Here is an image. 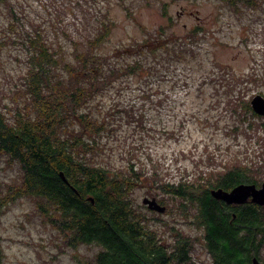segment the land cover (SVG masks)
<instances>
[{"label":"trees","instance_id":"trees-1","mask_svg":"<svg viewBox=\"0 0 264 264\" xmlns=\"http://www.w3.org/2000/svg\"><path fill=\"white\" fill-rule=\"evenodd\" d=\"M222 1L235 12L243 10L238 6L240 0ZM245 1L264 9V0ZM10 10L16 24L21 17L12 7ZM83 16L85 25L89 16L95 18L94 32L76 27L78 35H74L68 27L60 26V13L52 22L53 37L43 23L29 18V28L22 21L15 29V37L26 51L28 69L21 84L12 88V104L0 103V155L19 167L20 176L0 185V214L20 197L31 200L44 225L57 232L60 247H97L81 264H197L190 234L178 231L169 243L137 205L133 192L145 186L152 197L162 192L163 197L156 198L167 208L164 201L206 226L205 247L211 258L202 264H253L254 257L264 264V206L251 201L230 205L210 192L212 188L230 190L240 183H259L263 170L229 162L220 169L201 171L196 179L182 175L177 181L159 182L156 169L148 175L132 161L141 157L138 147H131L136 152L127 164L113 166L109 162L108 139L112 135L119 138L117 130L125 116L134 122V131L149 130L143 108L121 110L120 101L114 100L104 111L103 97L111 96L114 89L119 95L123 81L134 73L152 74L153 65L147 57L156 56L160 48L176 51L174 43L179 38L163 26L158 34L150 32L142 41L102 54L98 49L107 40L113 22L101 10L85 9ZM204 30L198 25L184 36L195 41ZM127 56L133 59L127 60ZM218 78L226 84L227 93L244 81L233 71ZM143 91L146 94L147 90ZM233 99L227 101L232 108ZM240 103L244 113L233 109L239 117L252 114L263 118L250 100L242 98Z\"/></svg>","mask_w":264,"mask_h":264},{"label":"rangeland","instance_id":"rangeland-1","mask_svg":"<svg viewBox=\"0 0 264 264\" xmlns=\"http://www.w3.org/2000/svg\"><path fill=\"white\" fill-rule=\"evenodd\" d=\"M9 2L12 5L0 0L2 106L12 104V88L14 84H21L28 69L26 51L15 37V29L20 28L22 21L28 28V18L43 23L53 37L55 25L52 22L60 13V26L68 27L78 35L76 27L94 32L95 18L89 16L85 25V9L101 10L113 25L107 40L99 47V53L109 54L116 47L142 41L150 32L158 34L163 26L179 38V42L174 43L176 51L168 53L160 48L156 56L147 57L153 65L152 74L134 73L123 81L119 95L114 89L111 96L103 97L104 111L112 107L114 100L120 101L121 110L143 108L149 130L147 133L134 131V122L131 124L125 116L117 130L119 138L112 135L108 139L107 155L113 166L127 164L136 152L131 147H138L141 157H133L132 161L148 175L156 169L161 177L159 182L177 181L182 175L196 179L201 171L220 169L229 162L264 171V118L236 114V111L245 112L241 108L242 98L250 100L251 104L254 95H264V9L255 8L245 0H240L238 6L243 10L239 12L222 0ZM10 7L21 17L16 24ZM198 25L205 30L199 33L197 40L184 36L189 28ZM228 71L244 78L243 82H237L233 93H227L226 84L218 78ZM143 90H147L146 94ZM228 98H234L233 108L227 105ZM260 175L259 178L264 179V172ZM19 176V167L11 164L6 155H0V185L18 180ZM133 195L166 241L173 242L178 231L188 233L193 237V261L202 264L210 260L204 242L205 229L194 217L173 210V203L169 201H164L169 210L151 212L143 203V197H152L145 186L136 188ZM153 196L160 199L163 193ZM35 208L31 200L20 197L10 202L0 214V264H81V259L94 255L97 247H60L57 232L44 225ZM261 253L264 262V246Z\"/></svg>","mask_w":264,"mask_h":264},{"label":"water","instance_id":"water-1","mask_svg":"<svg viewBox=\"0 0 264 264\" xmlns=\"http://www.w3.org/2000/svg\"><path fill=\"white\" fill-rule=\"evenodd\" d=\"M251 106L254 111L260 115H264V96L258 93L251 99ZM63 179L68 183L64 173L61 172ZM211 194L217 198L222 199L228 204H244L246 202H255L264 206V183L261 187H257L254 183H240L230 190L219 188L211 189ZM94 201L93 198H91ZM143 203L150 209L158 212H165L167 207L161 204L156 197H143ZM253 264H261L257 257L253 258Z\"/></svg>","mask_w":264,"mask_h":264},{"label":"flooded vegetation","instance_id":"flooded-vegetation-1","mask_svg":"<svg viewBox=\"0 0 264 264\" xmlns=\"http://www.w3.org/2000/svg\"><path fill=\"white\" fill-rule=\"evenodd\" d=\"M263 118H264V116H263ZM263 183H264V179H261V181H259V183H254V184H256L257 187H261ZM212 189H213V188H212ZM231 189H232V188H231ZM210 192H211V189H210ZM230 205H238V204H230ZM203 228L205 229V234H206V226L203 225ZM204 242H205V241H204Z\"/></svg>","mask_w":264,"mask_h":264},{"label":"bare ground","instance_id":"bare-ground-1","mask_svg":"<svg viewBox=\"0 0 264 264\" xmlns=\"http://www.w3.org/2000/svg\"><path fill=\"white\" fill-rule=\"evenodd\" d=\"M264 96V95H263Z\"/></svg>","mask_w":264,"mask_h":264}]
</instances>
